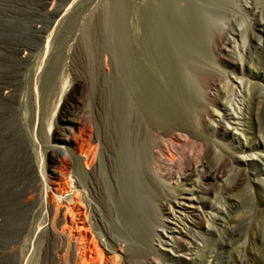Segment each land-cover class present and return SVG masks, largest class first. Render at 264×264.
Returning <instances> with one entry per match:
<instances>
[{"label": "rangeland", "instance_id": "1", "mask_svg": "<svg viewBox=\"0 0 264 264\" xmlns=\"http://www.w3.org/2000/svg\"><path fill=\"white\" fill-rule=\"evenodd\" d=\"M185 1L188 3L189 0ZM57 5L59 4L49 1L47 8L53 10ZM224 9L227 16L222 22L223 25L226 24L227 27L231 22L233 29L240 31L238 35L230 33L236 41L233 46L228 45L226 51L215 47L212 40L214 33L210 34L207 41L202 39L197 15L195 16L194 10L188 6L181 13L176 12L174 5L162 0H147L143 12H140L141 9L138 6V16L142 17V22L149 25L147 27L149 30L155 28L154 31L160 38L159 54L156 36L148 31L147 36L151 41L149 52L152 58L151 61L145 62V66L137 53L132 52L133 40L130 39V32H126L130 31L131 22L129 21L132 18V9L128 0H76L74 2L68 0L62 3L60 9V15L66 12L60 27L56 17L50 16L45 19L48 21L49 32L58 28V33L54 35V40L52 39L54 54L44 79L42 96L48 108L44 117H41L42 122L40 123L39 119L37 124V127L40 126L42 130L40 144L43 149L46 148L42 158L50 181L47 199L54 198L56 202L65 199L57 193L63 173L73 171L74 166L68 170L70 160L73 163L77 157H80L83 149L94 143L96 136L103 139L102 157L108 159L106 166H110L109 163L114 160L111 156L114 147L118 143L123 146L130 143L128 138L132 134L131 129H134L133 123H136L138 129H145L147 132L153 130L151 125L155 124V121L163 130L173 128L172 133L161 136L156 145L157 147L161 144V154L164 159L169 153L173 156L172 164L163 166L168 173L165 176L167 189H177L176 183L181 181L182 174L192 165L199 164L205 159H208L209 167H212L220 165L225 156L234 155L245 161H252L250 164L257 166L255 172L251 170V166L247 168L251 180L242 179L231 165L225 169L223 179L226 180V184L235 185L228 188L227 194L223 190L222 194L225 198L221 193L218 194L220 198V201H217L218 206L223 207L227 214L222 215L224 219L220 220L222 224L218 223L217 230H213L208 223L212 217V211L203 205L201 196H205L206 193L205 197L216 201L214 193L222 191L223 182L220 179L214 182L205 181L203 195L195 190L197 187L194 182L183 183L182 186L188 190L184 194L193 199L190 202L194 207L183 211V214H187L196 222H190L189 225L200 231V235L195 237L183 235V241L187 242L189 250L181 251L172 246L173 242L169 239L171 234L165 230V227L158 226V236L169 244L154 239L152 246L156 249L160 260L170 264H212L207 261L209 252L217 244L216 241L229 240L231 232L235 234L231 247L214 260V264H260V260L264 259V101L259 104L256 102V99L264 96V79L262 76L253 77L256 73L260 75L264 73V33L257 29L264 26L259 24L262 19L260 16L264 12V0H227ZM216 11L213 9L211 13L215 15ZM179 14L184 18L182 20L185 21L184 24L179 20ZM37 20H40V17H37ZM189 28L192 29L191 31L194 30L190 36L191 41H185V38L180 39L178 29L186 30L188 34ZM253 33L261 34L263 42L255 38ZM33 43L37 51L38 48L45 47L46 40L33 41ZM73 71L76 75H85L83 89L92 91L93 98L86 107L88 115L86 119L76 124L71 132L66 133L67 146L63 147V151L56 152L49 148L46 142L49 139L51 145L55 144L54 142L57 141L55 139L60 136V129L64 125L63 120L68 115L67 106L61 104L57 107V100L62 82L73 81ZM214 71L218 75L221 89L229 93L226 100L225 97L218 95L211 102L205 99L202 93L203 90H208L205 83L200 86L199 93H195L191 85L193 81L197 83L205 81L208 84L206 76L208 74L210 76ZM34 72L31 76L33 91L36 73ZM240 83L244 86L245 94L237 88ZM71 88L72 86L67 93L71 91ZM247 90L249 97L245 98ZM24 91L22 88L21 93ZM183 97L186 98L183 99ZM262 99L264 100L263 97ZM183 100H187L191 106L194 102L197 103L205 109L204 112L198 114L193 121ZM202 101L206 102L203 107ZM33 106L34 101L32 111L30 109L28 112L29 116L32 115V128L35 125L36 115V109ZM213 110L218 116H222V122L219 123L220 117L212 114ZM226 111L237 117L238 124H234L235 121L223 116ZM124 115L128 118L127 120L122 119ZM22 116L20 112L18 117ZM205 116L209 119L207 120ZM114 118L119 124L117 130ZM210 119L215 121L210 122ZM49 124L51 130L48 132ZM219 125L226 130L227 136L222 137L215 133ZM206 134L214 141L208 146L203 140ZM177 135H180L182 140H179ZM18 143L20 148H26V141L23 138H19ZM24 156L26 158L27 153ZM32 170L35 176L31 170L26 171V176H29L28 185L34 188L40 184L39 170L35 162ZM52 170H55L56 175L51 176ZM118 174V179L122 183L123 177L120 173ZM72 175H75V172ZM94 178L96 182L94 186L97 185L98 194L102 196L100 203L102 213L105 217L107 216L105 220L103 217L101 222L108 234L116 241L113 252H107L101 245L100 248L104 250V255L109 257L111 264H127L129 258H132L130 252L146 253L149 247L144 246L143 241L134 236L126 222L129 217V212L125 208L126 196L120 190L119 193L116 192L118 195L111 190L106 173H98ZM240 178L241 181L238 180ZM91 185L93 183L90 180ZM33 188L30 187L23 195V201L29 198ZM227 195L231 197L227 198ZM114 196L120 199L119 203ZM68 198L69 196L66 197ZM63 200L58 210L60 219L63 218L65 211L63 206L66 205ZM50 207L55 209L53 203ZM170 210L176 217L182 216L181 213L175 212L174 208ZM166 215H169V212ZM233 217L237 220L232 221ZM47 224L50 228L51 223ZM164 224L175 229L172 235L176 238H180L178 234L180 229H183L184 234L188 233V228L177 220L164 222ZM221 230L225 232L221 233ZM55 231L49 236L48 256L46 258L42 254L36 256L35 264H44V262L59 264L55 261L56 257H53L52 251L56 237L58 238L59 235L67 237V230L63 228V223H60ZM220 233L221 237H219ZM1 240L5 241V238L2 237ZM47 242L48 238L45 244ZM73 245L75 246V243ZM75 254L74 248L71 257L76 258ZM136 254L134 256H137ZM158 255H150L148 264H153L151 259L159 260ZM143 256L141 255L139 260L144 261L146 257ZM60 262L66 264L63 261Z\"/></svg>", "mask_w": 264, "mask_h": 264}, {"label": "bare ground", "instance_id": "2", "mask_svg": "<svg viewBox=\"0 0 264 264\" xmlns=\"http://www.w3.org/2000/svg\"><path fill=\"white\" fill-rule=\"evenodd\" d=\"M49 1L56 2L59 5L55 6L53 10L48 9L47 3ZM65 1L68 0H0V264H35L34 260L40 254L46 258L49 254V236L52 232H56L55 230L60 223H63V228L67 230V237L64 235L56 237V243L52 251L53 257H56V262L58 261L59 264H62L60 261L66 264L71 262V264H111L109 257L104 255L103 249H106L107 252H113L116 241L113 236L108 234L107 229L101 222V219L104 217L105 220L107 216L105 217L104 213H102L103 210L100 204L102 196L98 194L97 185L94 186V183L96 184L94 176L98 173H106L107 182L116 195H118L116 192L119 193L120 190L126 196L127 203L125 208L129 212L126 222L134 236L143 241L144 246L149 247L146 253L137 252L138 254H136L130 252L132 258H129L127 264H148L150 260L148 257L150 255H158L156 249L152 246L154 239L164 242V244H169L168 241H164L158 236V226L165 227V230L171 234L169 239L173 242V247L181 251L189 250V246L186 245L187 242L183 241L182 236L195 237L196 235H200V231L193 229V226H190L189 223L196 222L187 214H183V211L194 208L190 202L193 199L184 194L188 190L182 186L183 183L194 182L197 187L195 190L202 194L205 181L214 182L220 179L223 182L222 191L214 193L216 201L205 197L206 193L205 196H201L203 205L212 211V217L207 222L214 230L218 227V223L222 224L220 222V220L224 219L222 215L224 213L227 214V212H224L223 207L218 206L217 201H220L218 194L221 193L222 197L225 198V195L222 194L223 190L227 194L228 188H232L235 185L229 186L226 184V180L223 179L225 169L231 165L235 172L241 175L242 179L251 180L247 168L251 166V170L255 172L257 166L250 164L252 161L248 162L234 155L232 157L225 156L220 165L212 167H209V161L205 159L199 164L192 165L189 170L182 174L181 181L176 183L177 189H167V186H165V176L168 173L163 166L171 165L173 156L169 153L164 159L161 154V144L157 147L156 145L158 139L163 135H170L173 128L163 130L157 121L151 125V129H153L149 131L151 134L145 131V129H138L136 123H133L132 127L134 129H131L132 134L128 138L130 143H126L124 146L118 143L114 147L113 153H111L114 160L109 163L110 166H106L108 159L104 156L102 157L101 146L104 142L102 141V137L100 138L99 136L95 137L93 144L83 149L80 157H77L73 163L70 160V168L68 170L72 169L73 166L74 169L73 171L63 173L62 181H60L61 186L57 190L58 195L65 198L64 200L62 199L66 203L63 206L65 210L63 218L60 219L61 215H59L60 211H58L62 200L61 202H56L54 198L47 199L50 181L42 158L43 153L46 152V148L43 149L40 144L42 130L40 126L37 127V124L39 119L40 123L42 122L41 117H44L48 108L47 102L44 101L42 95L44 79L46 78L48 67L54 54V41L52 39L54 40V35L58 33V28L49 32L48 21L45 19L50 16L56 17L57 24L60 27L66 12L63 15L59 13L62 3ZM71 1L74 2L76 0ZM128 1L132 9V20L130 19L129 21L131 22L130 31L127 30L126 32H130V39L132 38L133 40L132 52L137 53L144 65L145 62L151 61L152 58L149 52L151 41L147 36L148 31L153 32L156 36V47L159 54L160 38L156 35L155 28L147 29L149 25L144 24L141 20L142 17L138 16L137 7L139 6L140 12H143L147 0ZM162 2H169L174 5L177 13L178 11L181 13L186 6L194 10L200 24L202 39L207 41L210 34L214 33L213 43L220 50L226 51L228 45H234L236 38L232 37L230 33L237 35L240 33L239 29L236 31L233 29L231 22L227 27L226 24L223 25L222 23L226 20L225 17L227 16L224 12L227 0H189L188 3L185 0H162ZM70 6L72 5L70 4ZM212 8L217 10L215 15L211 13ZM37 17H40V20H37ZM260 17L262 19H260L259 24H264V12ZM179 18L182 24H184L185 21H182L184 19L182 15L179 14ZM263 27L260 26L257 29L264 33ZM191 30L187 34L186 30L178 29L180 39L185 38V41L190 42V36L194 33V30ZM252 35L261 43L263 42L261 34L253 33ZM42 39L46 40L45 47L43 49L38 48L35 51L33 41L39 42ZM33 71L36 72H34V91L31 86ZM95 71L97 70L95 69ZM72 74V82L70 80L62 82L57 100V107L62 104V106L66 105L68 108V115L63 120L64 125L60 129V136L55 139L57 141L54 142V146L51 145L49 139L46 142L49 145L48 147L56 152L63 151V147L67 146L66 140H68V137L66 133L71 132L76 124L86 119L88 116L86 114V107L93 98L92 91L83 89L84 80H86L85 75H76L74 71ZM91 74L90 76L92 77ZM207 76L208 84L205 81L192 82L191 85L195 93H199L200 86L205 83V87L208 88V90H203L202 92L205 99L212 102L214 101V97H218L219 95V97H225L226 100L229 93L221 89L216 72L214 71L213 74ZM260 76L264 79V73L262 75L256 73L253 77ZM203 77L205 76L203 75ZM85 82L88 83L87 81ZM70 86H72L71 91L67 93ZM22 88L25 91L21 93ZM237 88L241 93L245 94L242 83L238 84ZM247 97H249L248 90L245 95V98ZM262 97L264 98V96ZM262 97L256 99L258 104L264 101ZM185 98L183 97V99ZM33 101L36 115L35 125L32 128V115L29 116L28 112L32 107ZM183 101L193 121L198 114L203 113L205 110L195 102L191 106L187 100ZM202 103L203 107L206 102L202 101ZM223 106H225L224 103ZM20 112L23 115L21 118L18 117ZM212 114L220 117L219 123L220 121L222 122V116H218L214 110ZM223 116L231 119V121H235L234 124H238L236 122L237 117L228 114L227 111ZM205 118L209 119L207 116ZM122 119L127 120L128 118L124 115ZM211 121L215 120L210 119ZM114 124L117 130L119 124L115 118ZM50 130L51 126L49 124L48 132ZM153 132L155 133L152 136ZM215 133H218L222 137L227 136L226 130L220 125ZM19 138H23L26 141L25 149L19 147ZM177 138L182 140L180 135H177ZM203 140L207 146L214 142L207 134L203 136ZM155 147L157 148L156 151L154 150ZM25 153H27V159L24 156ZM34 162L39 170L40 184L33 188V186L28 185L29 176H26V171L31 170L33 174ZM73 172H75V175H72ZM118 173L123 177L122 183L118 179ZM54 175H56L55 170H52L51 176ZM90 180L93 183L91 186ZM238 180L241 181V178ZM30 187L33 190L30 191L29 198L23 201L22 197ZM177 190L178 192H176ZM67 196H69L68 199H66ZM226 197L231 196L227 195ZM114 198L119 203L120 199L116 196ZM51 203L54 205V210L50 207ZM171 208H174L175 212L181 213L182 216L176 217L174 212L170 210ZM168 212L169 215H166ZM39 218L41 219L39 220ZM171 220H177L182 223L188 228V233L184 234L183 229H180L178 232L180 238L172 235L175 229L164 224V222H171ZM231 220L235 221L237 218L233 217ZM47 223H51L50 228H48ZM224 232L221 230V233ZM221 233L219 237H221ZM229 235L231 237L229 240L216 241L217 244L209 252L208 262L214 264V260H217L224 251H227L231 247L235 234L231 232ZM2 237L5 238L6 242L1 240ZM47 238L48 242L45 244ZM73 243H75V246ZM100 245L103 249L100 248ZM74 248L76 258L71 257ZM135 254L137 256H134ZM140 254L146 257L144 261L139 260ZM158 257L159 260L151 259L153 264H170L160 260L159 255ZM260 264H264V259L260 260Z\"/></svg>", "mask_w": 264, "mask_h": 264}]
</instances>
